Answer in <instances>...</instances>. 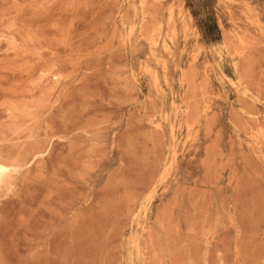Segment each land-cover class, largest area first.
<instances>
[{"label":"rangeland","instance_id":"rangeland-1","mask_svg":"<svg viewBox=\"0 0 264 264\" xmlns=\"http://www.w3.org/2000/svg\"><path fill=\"white\" fill-rule=\"evenodd\" d=\"M0 162V264H264V0H0Z\"/></svg>","mask_w":264,"mask_h":264},{"label":"bare ground","instance_id":"bare-ground-1","mask_svg":"<svg viewBox=\"0 0 264 264\" xmlns=\"http://www.w3.org/2000/svg\"><path fill=\"white\" fill-rule=\"evenodd\" d=\"M133 31V30H132ZM8 173V167L3 162H0V178L4 177Z\"/></svg>","mask_w":264,"mask_h":264}]
</instances>
